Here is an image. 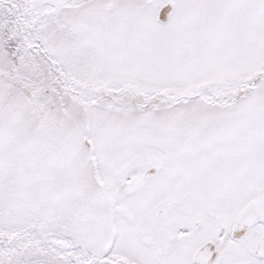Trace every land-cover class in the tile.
<instances>
[{
  "label": "snow or ice",
  "instance_id": "6c2138e0",
  "mask_svg": "<svg viewBox=\"0 0 264 264\" xmlns=\"http://www.w3.org/2000/svg\"><path fill=\"white\" fill-rule=\"evenodd\" d=\"M0 264H264V0H0Z\"/></svg>",
  "mask_w": 264,
  "mask_h": 264
}]
</instances>
